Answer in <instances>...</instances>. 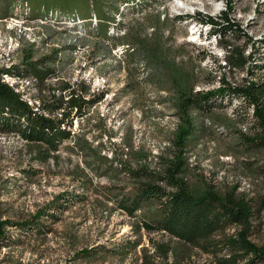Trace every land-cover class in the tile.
Here are the masks:
<instances>
[{
	"label": "rangeland",
	"instance_id": "1",
	"mask_svg": "<svg viewBox=\"0 0 264 264\" xmlns=\"http://www.w3.org/2000/svg\"><path fill=\"white\" fill-rule=\"evenodd\" d=\"M19 7L13 16H0V68L17 63L26 49L33 51L35 59L59 49L56 74L46 80V88L41 90L29 79L20 89L32 103L40 95H60L63 82L89 88L97 97L104 93L83 119L74 120L72 129L78 141L112 161H99L92 150L74 140L63 143L54 157L40 161L34 158L35 147L19 135L0 133V221H12L4 225L7 234H0V264H220L219 257L228 253L218 250L221 244L194 245L162 231L138 229L140 217L116 209L103 191L127 183L124 165L139 162L138 153L147 152L145 162L156 167L173 146L179 122L174 90L165 62L156 58L166 56L172 63L193 69L198 75L196 90L218 87L221 78L235 83L250 76L246 69L226 64L225 58L227 45H245L246 37L232 32L223 38L210 37L209 26L197 18H177L198 11L216 16L225 3L133 0L121 6L110 22L114 38L102 37L80 20L52 13L31 17L28 9ZM158 16L165 22L157 24ZM230 16L255 43L262 41L264 0H235ZM160 44L162 51L157 49ZM64 95L69 97V92ZM198 120L201 137L187 150L190 184L210 183L221 191L235 188L252 197L264 194V150L253 152L239 143L242 133L253 136L257 130L252 110L237 98H226ZM130 146L136 151L131 152ZM26 167L38 173L29 175L33 171H24ZM87 179L93 190L83 188ZM67 192L71 196L65 199ZM75 194H86V198L79 200ZM58 199L65 207L48 206L55 217H41L43 230L24 228V222L34 221L38 211ZM237 229L230 227L212 239L235 235ZM251 239L264 245V208L255 219ZM86 249L89 254L83 253Z\"/></svg>",
	"mask_w": 264,
	"mask_h": 264
},
{
	"label": "trees",
	"instance_id": "2",
	"mask_svg": "<svg viewBox=\"0 0 264 264\" xmlns=\"http://www.w3.org/2000/svg\"><path fill=\"white\" fill-rule=\"evenodd\" d=\"M131 1L133 0H0V16H13L14 8L19 5L21 11L28 9L31 17L43 18L50 13L60 14L88 24L104 38H114L110 32V22L116 19V12L121 6ZM222 1L225 8L219 15L202 14L198 11L195 15H178L177 18H197L204 27L209 26L207 29L210 37L223 38L228 32L237 34L240 38L246 37L248 42L245 45H227L225 58L226 64L237 70L246 69L250 76L235 83L221 78V85L218 87L196 90L198 75L193 69L172 63L166 56L156 58L165 62L167 76L174 90L172 100L179 122L173 134V146L169 147V154L161 156L163 159L156 167L145 162L149 156L147 152L138 153L135 158L139 162L124 165L127 183L113 184L103 192L109 196L116 209L131 217H140L138 229L144 227L149 231H162L183 243L194 245L221 244L218 250L226 249L228 253L219 257L220 264H256L264 261V245L256 244L251 235L255 229V219L264 208V194L252 197L237 192L235 188L221 191L210 183L192 185L186 177L189 169L188 147L201 137L199 117L220 106L226 98L229 101L237 98L248 111L252 110L257 130L253 136L242 133V140L239 142L241 146L244 145L253 152L264 150V36L259 44L255 43L249 32L230 16L235 8V0ZM164 22V18L158 16L157 24ZM260 44L263 50L260 49ZM157 49L162 51L164 47L160 44ZM29 50L26 49L20 55L17 63L0 68V133L19 135L35 147L34 158L40 161L54 157L63 143L74 140L92 150L99 161L111 162L112 159L107 154L91 149L81 139L78 141L72 129L74 120L83 119L89 109L104 97V93L97 97V93L92 95L89 88L81 89L79 84L63 82L59 87L63 91L60 95H40L36 99L37 103L30 102L25 97V91L20 89L21 83L32 79L41 90L45 89L46 80L56 74L54 63L60 50L55 49L37 59L34 58L33 51ZM69 51L70 49L64 52ZM5 75L18 81L11 83L5 79ZM64 91L69 92V97L64 95ZM131 141L132 139L128 143ZM130 147L131 152L136 151L133 146ZM30 168L26 167L24 171ZM32 171H29V175L38 173L37 169ZM86 182L83 188L93 190L89 179ZM95 189L99 191V187ZM85 195L74 196L84 200ZM70 196L71 192H67L63 198L68 199ZM51 205L65 207L64 202L59 199L57 203L48 204L38 211L34 221L24 222V228L34 226L43 230L41 217H46L45 214L55 217L47 211ZM11 222L0 221V234H7L4 225ZM230 227L238 228L235 235H226L218 241L212 239ZM83 253L89 254L90 251L86 249Z\"/></svg>",
	"mask_w": 264,
	"mask_h": 264
},
{
	"label": "built area",
	"instance_id": "3",
	"mask_svg": "<svg viewBox=\"0 0 264 264\" xmlns=\"http://www.w3.org/2000/svg\"><path fill=\"white\" fill-rule=\"evenodd\" d=\"M6 76H8V75H5V77H6ZM9 77H10V76H9ZM10 78H12V77H10ZM5 79L8 80L7 78H5ZM12 79H14V78H12ZM8 81H9V80H8Z\"/></svg>",
	"mask_w": 264,
	"mask_h": 264
}]
</instances>
